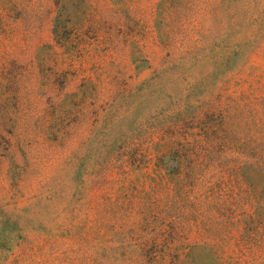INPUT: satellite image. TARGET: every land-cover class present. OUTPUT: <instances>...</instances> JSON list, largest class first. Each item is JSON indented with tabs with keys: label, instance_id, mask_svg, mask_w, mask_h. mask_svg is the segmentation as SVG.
Masks as SVG:
<instances>
[{
	"label": "rangeland",
	"instance_id": "obj_1",
	"mask_svg": "<svg viewBox=\"0 0 264 264\" xmlns=\"http://www.w3.org/2000/svg\"><path fill=\"white\" fill-rule=\"evenodd\" d=\"M177 255L264 264V0H0V264Z\"/></svg>",
	"mask_w": 264,
	"mask_h": 264
},
{
	"label": "trees",
	"instance_id": "obj_2",
	"mask_svg": "<svg viewBox=\"0 0 264 264\" xmlns=\"http://www.w3.org/2000/svg\"><path fill=\"white\" fill-rule=\"evenodd\" d=\"M185 255H186V253L183 254L182 256H185ZM182 256H179V255L175 256V259H174L173 263L174 264H180V262L183 260Z\"/></svg>",
	"mask_w": 264,
	"mask_h": 264
}]
</instances>
